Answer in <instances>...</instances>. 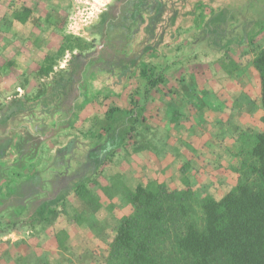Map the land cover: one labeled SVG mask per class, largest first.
<instances>
[{
    "label": "rangeland",
    "instance_id": "obj_1",
    "mask_svg": "<svg viewBox=\"0 0 264 264\" xmlns=\"http://www.w3.org/2000/svg\"><path fill=\"white\" fill-rule=\"evenodd\" d=\"M225 2H228V6L224 5L226 4ZM28 3L33 7L40 6V10L54 8V0L30 1ZM94 3H96L97 7L93 10L98 13L94 17L87 19L88 21L90 20L87 26L89 29H85L86 33H80L81 30L79 33H75L74 30L76 29L70 26L72 21L70 16L75 10H81L83 7ZM200 4L203 6H199ZM208 4H212L211 6L218 11L228 7L229 10L239 8L240 12L239 15L236 13L235 17L232 16V13H229L228 21L222 24L225 26L222 31V25L216 24L217 21L211 20L212 17L209 13H206L209 8H203ZM59 7L67 8L69 11L67 15L60 17L56 21L61 26L62 40L60 47L58 46V50L51 57L56 60L57 65L68 63L65 62L67 59L72 62L69 70L72 71L70 75L72 87L69 89L68 95L49 98L44 102L48 104V106L45 104L47 111L56 109L57 112L52 111L46 114L42 113L43 107H33V113L29 118L34 120L41 118H47L54 122L72 120V108L75 100L76 103L78 101V104H80L89 98L87 96L78 98L77 96L80 89L88 92L87 83L81 81L89 79L90 76H94V79L98 80V87L103 85L105 79L111 78L110 83L113 88L121 91L128 73L135 65L142 64L143 60L164 66L169 64L170 60L181 58L187 64V67H180L179 65H176L177 67L169 66L166 73V75L168 74L171 77L172 84L170 85L173 89L176 87L181 88L180 83L186 81L184 76L186 70L188 73L203 70L202 73L206 74L215 65L211 64V61H222L224 58L231 56H239L238 58L243 59L247 64L249 62L252 63L255 55L264 47V25L261 26L258 23L264 21V0H240L237 4L228 0H218V3L215 0H63ZM71 11H73L72 14ZM209 19L211 24L207 22ZM78 20L80 21L79 26L85 23L84 17L78 18ZM202 20H204V23ZM211 25H214L216 29H211ZM177 27L181 28L182 36L189 41L187 47L182 50L171 48L174 43L167 45L173 40ZM42 29L47 31L48 27H42ZM224 32L225 36H223ZM221 35L223 37L220 40ZM228 35H237L239 37L242 35L245 39L249 37L251 41L241 51L239 49L231 50V47L230 49H225L224 45H222L225 42L223 38ZM45 36L47 35L45 34ZM231 39L235 40L237 37ZM147 48L150 49L145 51ZM224 62L227 66L231 64L229 61ZM221 63L219 64L220 67L222 66ZM230 66L232 67V65ZM65 67H68L67 64H65ZM57 68L59 69L60 67L58 66ZM175 78L177 79L175 80ZM254 81V87L256 88V80ZM19 83L26 84L22 83V81ZM18 93L19 91L16 89L10 90L9 93L2 94V99L9 100L8 96ZM124 103L125 101H121V104ZM166 105L171 109L170 111L168 110L169 115L172 117L181 115L174 111V107L171 108L172 105H168L165 102L164 106ZM77 107L78 112L74 117L81 116L82 118V116L90 113L88 111L83 113L84 111L81 112L82 107H80L81 109H79V105ZM261 119L260 117L254 123L251 122L256 129L264 127ZM23 121L21 119L18 124ZM76 121L77 119L74 118V122ZM139 121L144 120L140 117ZM87 122L90 123L89 120ZM101 122L106 124L103 120ZM65 125V127H62V125L51 129L35 128L30 130V132L20 128L8 130L5 126L0 127V154L4 157L0 163V173L2 174L1 176L10 177L8 180L14 182L13 191H15L13 194L15 197L0 200V205L9 203L11 207H16L19 204L18 202L22 201V198H36L34 194L36 186L40 184V180L34 181L35 179L27 175L32 169V164L36 163L37 167L41 165L42 167L39 170L45 171L43 174L46 175L44 177L45 180L53 181L54 186L59 185V182L57 177L53 175L64 172L70 174V176L65 177L63 183H71L75 179L76 170H80L81 173H87L91 170L87 162L91 157H93V160H97L95 168L106 169L111 162L106 156L108 154L111 155L112 149L121 147L122 143L128 140L127 136L130 130H134L140 135L139 132L143 131L142 128L146 124L141 123L139 127L136 124L132 128V121L129 120L125 113L120 112L116 115L111 130L105 125L100 126V128H107L109 132L102 139L98 136V133H95V135L91 133L89 124L85 123L84 126L77 128ZM97 128L99 129V126ZM151 130L153 133V129L149 124L147 132L143 133L145 132L143 131L142 135H138V140L141 138L146 139ZM16 132L21 134L17 142L12 137ZM162 134L163 136L168 134L167 129H162L159 135L161 136ZM30 135L33 136L34 140L30 139ZM132 138L133 135L130 139ZM139 148L140 146L135 149ZM168 151L172 152L170 149ZM46 152L55 155L51 157L52 161L45 160ZM68 157H70V163L66 160ZM107 159L108 161L106 162L105 160ZM78 161L80 162L77 163ZM113 164L114 167L110 168V171H115L117 174L121 167H118L116 163ZM77 166H79V169H77ZM63 167L68 169H63ZM37 174L35 173V175ZM104 178V174H102L101 176L92 177L91 181L86 180L87 184L96 183L97 186L89 187L90 189L81 192V195L75 194L68 197L65 203L59 201V196L61 197L62 195L55 194L53 185H51L49 196L50 198L56 197L52 204H54L55 208H58V211L50 216L45 227H43L45 233L50 232L46 236L40 237L39 244L45 245L43 247L47 248H40V250L43 249L45 253L40 255V251H35L36 247L33 248L34 244H32L33 242L30 243V241L1 240L0 264H58V256L61 252L66 254L69 259H73L72 264H101L102 252H104L106 244L111 238V228L117 224L119 218L128 208L122 192L118 193L117 188L121 187L114 185L116 184L115 178L111 175L107 187L103 188ZM229 179H231L230 176L225 178L223 182L217 179L214 182H210V185L200 186V188H196L191 182L190 184L198 193L212 192L218 196L222 194L223 186L230 181ZM98 186H102L100 188L101 192L97 191ZM100 193L101 196L106 195L110 199H101ZM14 210L11 212L13 214L12 218L16 215L19 216L17 210ZM25 214L28 215V213ZM4 216L10 217L7 214H4ZM4 222L3 229H10L11 225H14L11 218L10 221ZM24 223L26 224L25 227L17 228L20 233L18 235H24L29 230L31 223ZM90 229L93 233L94 241L87 240L88 234L91 232ZM72 233L74 236L70 239V234L72 236ZM75 235L77 236L76 238ZM91 249H93L95 255L92 254L87 257L85 255L87 254L86 251L89 252ZM43 259L46 260L44 263H42Z\"/></svg>",
    "mask_w": 264,
    "mask_h": 264
},
{
    "label": "crops",
    "instance_id": "obj_2",
    "mask_svg": "<svg viewBox=\"0 0 264 264\" xmlns=\"http://www.w3.org/2000/svg\"><path fill=\"white\" fill-rule=\"evenodd\" d=\"M16 1L32 2L39 0H0V108L1 106L10 105L14 100L20 101L17 107L19 110H16L10 117L2 119L0 113V127L5 126L8 130L20 128L29 130L30 132V130L35 128L51 129L62 125V127H65V124L70 125L71 128L82 127L85 123L91 125V122L88 123L82 120L81 116L74 122V116L78 112V105L79 109L82 107L81 112H90L88 114L89 117L95 114L96 107L85 105L84 103L78 104L76 100L72 108V120H58L54 122L47 118H41L39 120L29 118L33 113V107H43L42 113L46 114L52 111L57 112L56 109L47 111L45 106H48V104L44 102L49 98L68 95V91L72 87V78L68 76V73H70V75L72 74V71H69L72 62L67 59L65 62L68 63L57 65L55 62L56 60L51 57L58 50V46L62 40L60 31L61 26L57 24L56 21H58L60 17L67 15L69 9L59 7L63 0H54V8L49 10H40V6H34V18L32 20L30 18L22 23L14 19V15L18 13L14 8V2ZM215 1L218 3V0ZM228 1L237 4L240 0ZM96 3L93 4L94 7H97ZM224 5L228 6V2ZM79 10L80 9L75 10L74 13L71 11V14H73L70 17H78ZM220 11L221 10H216V15H218ZM229 11L232 13L233 17H235L236 13L239 15L240 12L239 8ZM87 26L88 25L83 26L84 30H81L80 33H86L85 29H89ZM42 27H48V30L44 31ZM210 27L211 29L215 28L212 25ZM64 28H66V26H64ZM45 34L47 36H45ZM247 44L248 43L238 45L236 43V45L231 46V50H244L243 47ZM175 46L176 44L171 48L176 49ZM238 57L239 56H231L229 58H224L222 61H211V64H215L214 67H216L210 69L206 74L202 73L203 70H200V72L199 70H194L195 72L192 73H184L186 81L180 83L182 87L174 88L168 95L166 92H163L162 95L159 92L158 100L152 104L151 109L144 112L146 116L145 119H142L144 121H139L137 123L138 127L141 123L146 124L142 128L143 131H145H142L143 133H146L149 124L151 125L153 133L151 130L148 134L150 138L147 137L146 139L141 138L138 140L142 132H139L140 135L137 134L136 131H134L135 133L132 132V139H128L126 142L124 141L121 147L113 148L111 155L108 154L111 158V162L110 165H106V169L98 172L97 168L99 169V167L95 168L97 160H93V157H91L87 160L88 167L91 168V170L87 173H81L80 170H76L74 174L75 179L73 181L79 179L91 181L92 177L104 174L105 180L103 185H107L110 182V177L112 175L113 178L119 179L128 187L135 185L137 181H143L145 183L157 181L165 183L171 188H177L182 186V178L185 177L188 178L191 184L195 185L196 188H200V186L210 185V182H214L217 179L223 182L225 178L230 176L231 179H229L230 181H228L227 185L232 186L236 182V175L231 172L230 168L231 166H235L239 160L238 138L240 131L248 122L254 123L256 119L263 116L261 83L258 73L253 66V62L247 64L243 59ZM224 61H229L231 64L227 66V64H224ZM173 62L174 64L178 62L177 64H179L180 67L187 66L181 58L170 60L169 63L173 65ZM219 62H222L221 67ZM51 63H54L55 71L59 69L66 71V77L69 78L66 79L64 84L61 82L59 85V83L56 82L57 80L55 81L57 83L55 87L51 84L55 74L54 71L50 72L49 75H40V69ZM65 64H67V68ZM230 65H232V67ZM58 66L60 67L59 69L57 68ZM21 77H24L26 81ZM94 78V76H90L89 79H87L88 81L85 79L81 81L87 83L88 92L84 89H80L77 96L78 98H83V96L93 97L103 87H105L107 91L115 93L123 91V88L121 91L113 88L110 83L111 78L105 79L103 85L99 87L97 86L98 80ZM176 79L177 78H175V80ZM127 80L128 76L125 78L124 85ZM254 80H256V88L254 87ZM20 81L26 84H20ZM44 84H48L47 90H44ZM14 89L19 91V93L8 96L9 100L2 99V94L9 93L10 90ZM39 91L43 93L42 97L35 100V96ZM4 97L6 96L4 95ZM165 102L168 105H172L171 108L174 107V111L181 115L175 117L169 115L168 110L170 111L171 109H169L167 105L164 106ZM3 109H5V107H3ZM140 111L141 109L139 112ZM85 116L86 115H84L83 118H85ZM21 119L24 121L18 124ZM162 129H167L168 134H165V136L162 134L160 136L159 133ZM163 133L165 132L163 131ZM20 136L21 134L16 132L12 137L15 142H17ZM29 137L31 140H34L33 136L30 135ZM129 137L130 136H128V138ZM139 146V149H135ZM168 149L172 152H169ZM46 154L45 160L52 161L51 157L55 155L47 152ZM108 156H106V158H108ZM12 157H14V155H12ZM2 159H4V157L0 154V163ZM69 159L70 157L66 160L70 163L71 161ZM79 162L80 161L77 163ZM113 163L121 167L117 174L115 171H110V168L114 167ZM31 167L32 169L27 175L35 179L34 181L40 180V184L36 186L34 194L36 198H22V201H19L16 207H11L9 203L0 205V241L13 239L12 241L23 240L26 242L30 241V243L33 242V248L36 247L35 251L39 250V254L41 255L45 253L43 249L47 248L43 247L45 245L39 244L40 237L46 236L50 232L45 233L43 231V227H45L48 219H43L37 214V211L41 210L42 215H46L50 206L54 205L52 202L56 197L53 196L50 198L49 196L50 187L54 182L48 179V181L45 180L44 177H46V175H43L45 171L42 172L39 170L42 166L40 165L37 167L35 163L32 164ZM78 167L79 166H77V169H79ZM63 169L68 168L63 167ZM35 173L38 174L35 175ZM1 175L0 173V183L3 185L0 184V192L8 183V178L10 179V177L7 178ZM53 176H56L59 182V185H56L58 187L53 185V191L55 190V194L62 195L66 186L70 184H64L63 179L70 176V174L64 172ZM47 182L48 184H46ZM91 184H87L86 188L90 189L89 187L97 186L96 183ZM101 187L102 186H98L97 191L99 190L101 192ZM99 195L101 199H110V197L106 195L101 196V193ZM10 197H15V195H11ZM14 209L17 210L19 216L16 215L12 218L13 214L11 212ZM25 213H28V215ZM4 214L10 217L4 216ZM10 218L14 225H11L10 229H3L2 226L5 225L4 221L8 222ZM24 222L31 223V225H29V230H27V233L24 235H18L20 233L17 231V228L22 226L25 227L26 224ZM89 233L87 240L94 241L92 231ZM76 235L75 238L77 237ZM73 236V233L72 236L70 234V239ZM40 248L43 249L40 250ZM86 253L85 255L87 257L92 254L95 255L93 249L89 252L86 251ZM58 259V264H72L73 260L72 258L69 259L63 252L60 253ZM44 261L46 260L43 259L42 263H44Z\"/></svg>",
    "mask_w": 264,
    "mask_h": 264
},
{
    "label": "trees",
    "instance_id": "obj_3",
    "mask_svg": "<svg viewBox=\"0 0 264 264\" xmlns=\"http://www.w3.org/2000/svg\"><path fill=\"white\" fill-rule=\"evenodd\" d=\"M14 4L18 12L14 15L15 20L24 23L34 18L35 8L30 3L16 1ZM203 8H209L206 13L217 24L228 21V8L220 11L218 19L216 8L210 4ZM211 20L207 22L211 23ZM258 23L264 25V21ZM221 27L223 31L225 26ZM223 36H220V40ZM234 37L237 39L232 40ZM223 39L225 49H230L236 43L243 45L251 41L242 35H228ZM188 42L182 36L181 28L177 27L173 40L167 45L174 43L176 50H182ZM177 63L161 66L143 60L128 73L123 91L115 93L103 87L96 95L89 97L84 104L95 106L96 112L92 117L87 114L81 119L89 120L91 133H98L101 139L108 135V129L113 128L115 117L120 112L128 116L134 128L140 117L145 119L144 112L158 100L159 92L161 95L172 92L171 77L166 73L169 66L177 67ZM253 66L261 83V120L264 123V47L253 58ZM52 71L55 73L51 83L54 87L56 82L64 84L70 77V73L66 77V71H55L54 63L43 66L40 75H49ZM47 87L48 84H44V90ZM42 94L39 91L35 100L40 99ZM121 101L125 103L121 104ZM19 102L14 100L10 105L3 106L5 109L1 106V118H8L19 110ZM74 118L78 120V116ZM104 125L108 129L100 128ZM133 131L130 130L128 136L131 137ZM238 141L239 160L230 168L236 175V182L232 186L224 183L222 194L218 196L212 192L198 193L185 177L182 186L177 188L157 181H137L128 187L114 179V185L121 187L117 190L119 194L122 192L128 208L111 228V239L102 252L101 264H264V127L256 129L253 123L248 122L240 131ZM108 159L111 160L110 156ZM97 171L101 172L102 168H97ZM13 185L14 182L8 180L1 190L0 200L14 194ZM86 187L87 181L84 179L71 182L59 201L65 203L68 197L81 195V192L88 190ZM57 211L58 208L50 206L46 215H42L41 210L37 214L49 219Z\"/></svg>",
    "mask_w": 264,
    "mask_h": 264
},
{
    "label": "built area",
    "instance_id": "obj_4",
    "mask_svg": "<svg viewBox=\"0 0 264 264\" xmlns=\"http://www.w3.org/2000/svg\"><path fill=\"white\" fill-rule=\"evenodd\" d=\"M95 7L93 5H90V6H87V7H83V9L79 10V13H78V17H73L71 18V23H70V26L73 28V29H76L74 30L75 33H79L80 30H84L83 29V26L85 25H88V23H90L87 19L91 18V17H94L95 14L97 15L98 12H96L95 10H93ZM85 10V11H84ZM99 11V10H98ZM96 12V13H95ZM84 17L85 18V23H83L80 28L79 26V23L80 21L78 20V18H82Z\"/></svg>",
    "mask_w": 264,
    "mask_h": 264
}]
</instances>
